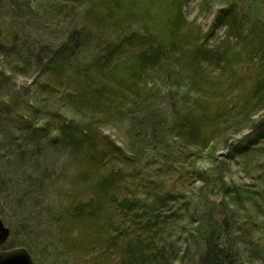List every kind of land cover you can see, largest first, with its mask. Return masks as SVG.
I'll return each mask as SVG.
<instances>
[{"label":"trees","instance_id":"1","mask_svg":"<svg viewBox=\"0 0 264 264\" xmlns=\"http://www.w3.org/2000/svg\"><path fill=\"white\" fill-rule=\"evenodd\" d=\"M183 3L0 0V254L264 264V0Z\"/></svg>","mask_w":264,"mask_h":264},{"label":"rangeland","instance_id":"2","mask_svg":"<svg viewBox=\"0 0 264 264\" xmlns=\"http://www.w3.org/2000/svg\"><path fill=\"white\" fill-rule=\"evenodd\" d=\"M201 1L202 0H185V3L182 4V13L183 16L186 18V21L191 23L193 27H200L202 30H207L211 24V20L213 18V10L210 12L208 10L201 8ZM183 2V1H182ZM218 33L221 34V31ZM24 78L19 77L18 82H23ZM241 158H238L240 160ZM231 172L230 178L234 181L238 182H248L249 178L247 177V169L250 167L249 163L240 161V164H232L230 165ZM3 228V227H2ZM5 228H3L4 231ZM3 231H0L1 238ZM6 231V229H5Z\"/></svg>","mask_w":264,"mask_h":264},{"label":"water","instance_id":"3","mask_svg":"<svg viewBox=\"0 0 264 264\" xmlns=\"http://www.w3.org/2000/svg\"><path fill=\"white\" fill-rule=\"evenodd\" d=\"M0 231H3L0 223ZM7 231H3L5 237ZM0 264H33L28 252L24 248H14L0 254Z\"/></svg>","mask_w":264,"mask_h":264}]
</instances>
